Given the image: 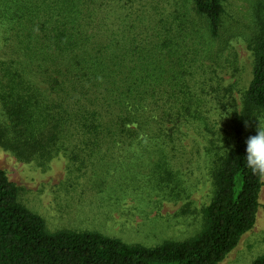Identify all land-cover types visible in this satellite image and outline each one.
Instances as JSON below:
<instances>
[{
	"label": "trees",
	"instance_id": "1",
	"mask_svg": "<svg viewBox=\"0 0 264 264\" xmlns=\"http://www.w3.org/2000/svg\"><path fill=\"white\" fill-rule=\"evenodd\" d=\"M189 1L0 0V102L8 118L0 147L24 163L63 156L89 191L133 148L149 149L158 162L150 171L162 175L179 160L187 130L208 119L196 67L220 38L227 0ZM250 49L253 78L241 112L232 97L230 107L218 101L236 140L243 120L264 112V19ZM241 140L218 158L205 229L155 248L93 232L49 233L0 170V264L221 263L253 229L264 185L245 167Z\"/></svg>",
	"mask_w": 264,
	"mask_h": 264
},
{
	"label": "rangeland",
	"instance_id": "2",
	"mask_svg": "<svg viewBox=\"0 0 264 264\" xmlns=\"http://www.w3.org/2000/svg\"><path fill=\"white\" fill-rule=\"evenodd\" d=\"M224 9L220 38L212 46L209 44L196 67L195 93L207 101L208 119L187 130L188 136L180 142L179 160L170 162L162 175L150 171L158 162L149 149L133 148L135 152L117 155L115 170L105 181L89 183V191L84 188L87 183L69 174V164L63 156L42 165L24 163L0 147V170L21 189L20 203L44 219L49 233L93 232L131 246L155 248L166 242L191 240L205 229L204 209L215 196L218 158L241 140L235 139L224 117L228 107L222 109L218 101L230 107L228 98L232 97L237 101L236 110L241 112L253 78L250 44L259 35L264 0H227ZM252 119L247 127L243 120V144L256 134L255 119L264 121V112L256 113ZM0 123L8 124L1 102ZM145 171L152 176L147 178V173L144 181ZM263 256L264 185L253 229L219 264H253Z\"/></svg>",
	"mask_w": 264,
	"mask_h": 264
},
{
	"label": "clouds",
	"instance_id": "3",
	"mask_svg": "<svg viewBox=\"0 0 264 264\" xmlns=\"http://www.w3.org/2000/svg\"><path fill=\"white\" fill-rule=\"evenodd\" d=\"M255 120L257 121L256 134L247 138L243 160L245 167L254 175L264 177V121ZM245 126H248L247 120Z\"/></svg>",
	"mask_w": 264,
	"mask_h": 264
}]
</instances>
